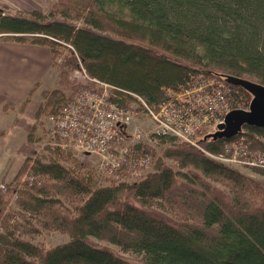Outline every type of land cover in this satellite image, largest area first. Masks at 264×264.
Here are the masks:
<instances>
[{"label": "trees", "instance_id": "16d2710c", "mask_svg": "<svg viewBox=\"0 0 264 264\" xmlns=\"http://www.w3.org/2000/svg\"><path fill=\"white\" fill-rule=\"evenodd\" d=\"M0 35L51 50L60 85L42 89L37 117L57 115L86 88L71 77L82 66L111 84L109 99L125 108L133 92L157 109L175 100L168 90L208 74L264 85V0H56L49 13L0 4ZM222 79L210 93L222 89L229 105L248 104L246 88ZM36 127L31 144L41 138ZM127 135L119 126L117 165L101 167L110 183L98 184L90 162L69 147L46 140L31 149L0 193V264H138L91 237L141 254L140 264H264V181L206 153L226 154L234 143L264 151V126L201 135L200 146L173 134ZM40 229L69 239L45 246L24 237Z\"/></svg>", "mask_w": 264, "mask_h": 264}, {"label": "built area", "instance_id": "2783aa9c", "mask_svg": "<svg viewBox=\"0 0 264 264\" xmlns=\"http://www.w3.org/2000/svg\"><path fill=\"white\" fill-rule=\"evenodd\" d=\"M83 76L96 81L98 85L84 89L60 113L50 116L49 143L69 147L75 151L99 154L102 167L109 164L117 165L116 161L120 156L115 153L117 146L114 145L113 139L119 133L118 122L130 128L135 119H138L139 112L129 106L125 108L113 103L108 96L110 86L108 83L89 77L85 71ZM211 84L213 83L207 80L195 79L178 91L168 90L171 98L175 100L167 101L158 109L148 104L142 96L131 92L143 105L145 114L150 118L147 137L154 133L173 134L180 140L198 146L200 136L197 131L222 121L229 109L225 92L219 89L215 93H210L208 87ZM98 86L104 87L103 90L97 88ZM176 102L181 106L178 107ZM133 133L135 134V131ZM135 135L140 136L139 133ZM252 151L251 158H244L232 149L226 154L208 153L231 165L237 162L246 166L264 167V153Z\"/></svg>", "mask_w": 264, "mask_h": 264}, {"label": "rangeland", "instance_id": "374dc122", "mask_svg": "<svg viewBox=\"0 0 264 264\" xmlns=\"http://www.w3.org/2000/svg\"><path fill=\"white\" fill-rule=\"evenodd\" d=\"M29 3L30 6L36 5V7L32 8L30 11H25L20 9L19 7L6 4L0 0V4L6 7L9 11L12 12H21V13H30L34 10H39L44 13H49L50 6L52 2L56 0H25ZM0 37H4L1 36ZM56 60L59 62L62 60V56H57ZM52 58V63H53ZM53 66L56 67L57 75L59 72V68L57 65ZM77 72V70H73L71 72L72 75ZM222 76H216V75H207V80L211 81L212 83L215 82H223ZM59 79V75H58ZM74 80H80L84 81L83 75H78L75 78L72 77ZM51 81V84L47 86L46 88H53L55 86H59V80L56 78V82ZM67 93L70 92V90H66ZM43 100V94L42 90L33 92L32 96L29 98V102H27L24 106H21L22 104H19L16 107H13L11 109H5L6 111L0 112V193L4 190V188L9 185V183L12 181V179L15 177V174L17 173L23 159L25 156L29 153H31V149H35L40 151L42 149V144L39 142H45L48 140L46 128L47 122H48V115L47 113H42L39 117L36 116V110L39 106V104ZM141 119H135L134 124L129 126L128 128L129 132L133 133L135 131V134L139 133L140 136L135 135L139 137L138 139H147V135L149 133V127H150V120L148 119L147 115L140 111ZM36 123V129L38 132V135L41 136L39 141L34 142V144L29 143L28 141V132H29V126L30 124ZM208 128L214 129L212 124L207 125ZM141 128V129H140ZM205 128L204 130H206ZM133 140H137L135 137L131 138L130 142ZM85 157L81 156L78 157L81 158L83 161L87 160L90 162V166L93 168V173L95 175V180L98 184L103 183H110L111 178L109 177L110 172H107L105 169L101 168V157L99 154L94 155H84ZM76 157V156H75ZM74 158V157H72ZM71 158V160H72ZM71 160H66V163L68 165L74 166V162ZM169 163L173 164L171 160H168ZM233 166L240 169L243 173L248 174L256 179H259L261 181H264V175L260 174L257 171H254V169H251V167H247L246 165H243L242 163L234 162L232 163ZM88 165L84 166L82 168V171H87ZM142 171V170H141ZM214 184L225 187L219 182H214ZM137 204H140L137 202ZM17 207L15 204L12 203L11 211H14L13 209ZM154 207V206H153ZM16 215H14L15 217ZM21 219V217H20ZM24 237L29 238L35 242H42L45 246H53L58 243L65 242L69 239V235L67 233H62L57 230H49V229H40V232H36L35 234H24ZM92 240L97 242L100 245H108L111 247L115 252L118 254L124 256L128 260L138 263H141V257L142 255L139 253H135L133 251H124L121 249L118 245H115L113 243H110L107 240H100L94 237H91Z\"/></svg>", "mask_w": 264, "mask_h": 264}, {"label": "crops", "instance_id": "0c3cea01", "mask_svg": "<svg viewBox=\"0 0 264 264\" xmlns=\"http://www.w3.org/2000/svg\"><path fill=\"white\" fill-rule=\"evenodd\" d=\"M1 1L25 11L36 7L25 0ZM56 78L48 46L0 37V96H4L0 112L6 111L4 105L11 109L22 104L33 92L46 88L53 80L56 82Z\"/></svg>", "mask_w": 264, "mask_h": 264}, {"label": "water", "instance_id": "95a60500", "mask_svg": "<svg viewBox=\"0 0 264 264\" xmlns=\"http://www.w3.org/2000/svg\"><path fill=\"white\" fill-rule=\"evenodd\" d=\"M226 79L246 88L252 98L248 109L235 108L226 114L224 121L217 125L214 137H232L248 124L264 126V85L230 74H226Z\"/></svg>", "mask_w": 264, "mask_h": 264}, {"label": "bare ground", "instance_id": "6f19581e", "mask_svg": "<svg viewBox=\"0 0 264 264\" xmlns=\"http://www.w3.org/2000/svg\"><path fill=\"white\" fill-rule=\"evenodd\" d=\"M230 149L236 151L239 155H241L244 158L253 157L252 148H249L248 145L232 144L230 145Z\"/></svg>", "mask_w": 264, "mask_h": 264}]
</instances>
